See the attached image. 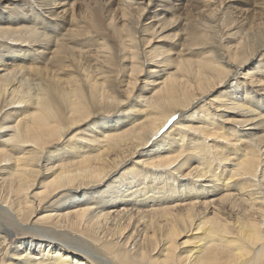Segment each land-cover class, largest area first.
Returning a JSON list of instances; mask_svg holds the SVG:
<instances>
[{"label":"bare ground","instance_id":"bare-ground-1","mask_svg":"<svg viewBox=\"0 0 264 264\" xmlns=\"http://www.w3.org/2000/svg\"><path fill=\"white\" fill-rule=\"evenodd\" d=\"M115 1L0 0V264H264V15Z\"/></svg>","mask_w":264,"mask_h":264},{"label":"rangeland","instance_id":"rangeland-1","mask_svg":"<svg viewBox=\"0 0 264 264\" xmlns=\"http://www.w3.org/2000/svg\"><path fill=\"white\" fill-rule=\"evenodd\" d=\"M106 1L108 3V0H103L104 3H106ZM172 1H174V2H172ZM222 1H223V4H224L223 6L226 7L223 11L227 12V10H228L227 7H229L228 12H229V14H231L230 16L228 14L226 15L227 19H229L228 17H230L231 20L236 21V19L239 20V18H240V20H244L242 22L250 23L254 19H257L259 16L264 15V9H263L264 8V0H235V1L231 0V2H229L228 0H222ZM109 4H111L110 5L111 10L112 11L114 10L115 13L117 14L118 13V8L120 7V4L118 6L115 0H109ZM173 5L176 8V10H175V8L173 10L174 13H177L180 17L182 16V18H186L185 16H188L190 18L191 17L190 14H193V13L187 14L192 7L194 9V5H191L190 1H188V0H170V3H167L168 8H171ZM189 5H190L191 8L189 7ZM186 6H187V9H186L187 11L186 10H182V11L178 10V8H180V7L182 8V7H186ZM159 9H160L159 11H161L162 8H159ZM230 11H231V13H230ZM185 12H187V13H185ZM174 13H172V12L168 13L167 16L171 17ZM244 14H246V16ZM175 34L176 33H172V31H170L169 33L168 32L166 33V35H175ZM156 41H158V40H156ZM155 42L153 43V45H161V44L164 43V45L166 47H168L169 49L174 51V54H177L180 51H182V48H180V41L178 40V38H170V39H167V40H161V42H157V43H155ZM195 49H198V50L193 52V53H195V55L192 54V55L189 56L192 59H196L197 55L200 54V52H202V50H200L201 48H195ZM144 78H145L144 75L139 78L138 85H140V81L143 80ZM227 90H228L227 88H224L220 92H217L216 94H214V96L211 97V98L213 99V98H215V97H217L219 95H222ZM192 113L193 112H190V113L186 114L185 117L190 116ZM194 119H195V117L192 118V120H194ZM187 124H192V122H188ZM88 130H89V127L85 126V127L80 128V130L78 132L85 131L86 133H88ZM173 197H176V196H173ZM18 234H19L18 235L19 237L23 236V234L20 231H19ZM192 239H193V237L185 238L181 242H184L185 240H187L188 242L191 243Z\"/></svg>","mask_w":264,"mask_h":264}]
</instances>
